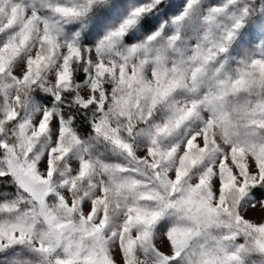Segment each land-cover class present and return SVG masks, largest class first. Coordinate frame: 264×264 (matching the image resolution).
Segmentation results:
<instances>
[{
    "label": "snow or ice",
    "instance_id": "1",
    "mask_svg": "<svg viewBox=\"0 0 264 264\" xmlns=\"http://www.w3.org/2000/svg\"><path fill=\"white\" fill-rule=\"evenodd\" d=\"M0 264H264V0H0Z\"/></svg>",
    "mask_w": 264,
    "mask_h": 264
}]
</instances>
